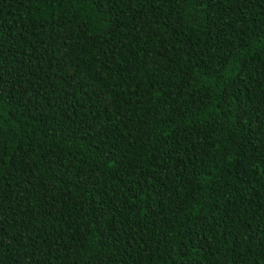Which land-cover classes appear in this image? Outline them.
Returning a JSON list of instances; mask_svg holds the SVG:
<instances>
[{
	"label": "trees",
	"instance_id": "trees-1",
	"mask_svg": "<svg viewBox=\"0 0 264 264\" xmlns=\"http://www.w3.org/2000/svg\"><path fill=\"white\" fill-rule=\"evenodd\" d=\"M0 241L264 264V0H0Z\"/></svg>",
	"mask_w": 264,
	"mask_h": 264
},
{
	"label": "snow or ice",
	"instance_id": "snow-or-ice-1",
	"mask_svg": "<svg viewBox=\"0 0 264 264\" xmlns=\"http://www.w3.org/2000/svg\"><path fill=\"white\" fill-rule=\"evenodd\" d=\"M117 2H118V0H109V3H111V4H115ZM209 2H212V0H209ZM224 2H225V0H219V3H221V4H223ZM229 2H230V0H229ZM207 6L208 5L205 4V7H207ZM119 7L120 8H123L124 7V4L123 3H120L119 4ZM107 159L110 161L109 167H119V165L117 164V162L115 160H113L111 156H108ZM0 244H2V241H0ZM27 264H31V261H28Z\"/></svg>",
	"mask_w": 264,
	"mask_h": 264
}]
</instances>
